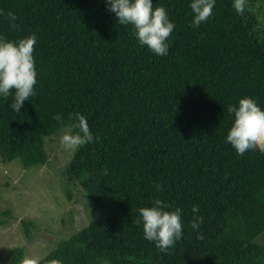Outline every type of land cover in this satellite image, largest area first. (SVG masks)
<instances>
[{
    "label": "trees",
    "instance_id": "1",
    "mask_svg": "<svg viewBox=\"0 0 264 264\" xmlns=\"http://www.w3.org/2000/svg\"><path fill=\"white\" fill-rule=\"evenodd\" d=\"M190 2L153 0L175 24L161 57L105 0H0V35L37 37L34 95L20 113L10 107L14 92L0 98L1 159L47 165L48 138L78 131L76 113L94 136L64 171L66 196L94 220L36 264H264V244L255 242L264 232V153L241 158L226 142L228 107L252 100L264 109V0H245L243 15L233 0H216L198 28ZM157 198L182 210L183 237L166 252L137 223L138 209ZM12 219L0 210V225ZM22 224L31 237L35 222ZM25 253L15 247L8 264Z\"/></svg>",
    "mask_w": 264,
    "mask_h": 264
},
{
    "label": "clouds",
    "instance_id": "2",
    "mask_svg": "<svg viewBox=\"0 0 264 264\" xmlns=\"http://www.w3.org/2000/svg\"><path fill=\"white\" fill-rule=\"evenodd\" d=\"M107 10L113 13L120 25H131L138 43L157 56H167L169 52L168 38L175 24L169 17L168 10L161 6L153 8V0H105ZM216 0H191L193 13L192 26L198 28L213 16ZM235 11L243 15L245 0H233ZM0 15H4L0 11ZM12 29H18V19L13 12L7 13ZM37 37L31 35L16 40H9L0 35V98H7L14 92V101L10 107L20 113L24 102L34 95L37 84V71L34 59V46ZM227 111L234 116V124L226 137V142L244 158L250 152L264 153V109L252 100L240 101L239 107L230 106ZM54 119L63 124L60 114ZM75 123L72 127L78 131H64L60 136V144L65 151L75 152L80 147L94 140L86 117L74 114ZM54 138V137H53ZM170 205L161 199L154 200L150 207L138 209L143 224L144 239L154 242L157 249L166 252L176 241L183 237L182 210L177 208L169 211ZM194 216L191 227L199 229L203 222L198 217L199 208L192 209Z\"/></svg>",
    "mask_w": 264,
    "mask_h": 264
},
{
    "label": "rangeland",
    "instance_id": "3",
    "mask_svg": "<svg viewBox=\"0 0 264 264\" xmlns=\"http://www.w3.org/2000/svg\"><path fill=\"white\" fill-rule=\"evenodd\" d=\"M66 129L48 138L47 165L25 168L19 160L5 163L0 157V210L11 209L14 214L11 222L0 225V264H8L14 248L20 246L26 249L20 264H36L58 241L94 220L81 200L70 201L65 193L64 171L73 153L60 144ZM22 219L35 222L31 237H27ZM255 242L264 244V232Z\"/></svg>",
    "mask_w": 264,
    "mask_h": 264
}]
</instances>
